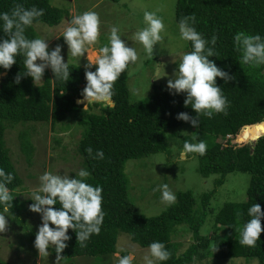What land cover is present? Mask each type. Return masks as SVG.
I'll list each match as a JSON object with an SVG mask.
<instances>
[{
    "label": "trees",
    "instance_id": "trees-1",
    "mask_svg": "<svg viewBox=\"0 0 264 264\" xmlns=\"http://www.w3.org/2000/svg\"><path fill=\"white\" fill-rule=\"evenodd\" d=\"M17 4L44 10L42 16L25 28L24 34L28 39L39 38L35 24L55 27L52 34L56 35L64 26L66 16L68 18V11L51 5L50 0H0V12H11ZM174 18L177 24L188 18L207 40L216 36L215 45H207L214 47L216 54L209 59L232 77L227 83L220 78L216 80L229 101L226 114L214 113L210 118L201 114L198 128L176 119L180 112L196 116L190 106L184 105V93L170 94L167 86L150 82L145 85L150 86L151 92L138 98L129 86V65L113 84L115 106L88 104L86 108L77 102L82 100L81 93L86 84L85 65L82 63L64 59L70 72L67 81L55 78L51 69L46 68L42 81L37 85L29 76H21L19 83L16 82L17 75L24 71L21 55H17L16 63L10 69L0 68V73L6 72L0 78V168L14 177L7 185L14 198L9 202V212L5 215L23 225L22 212L29 210L25 207V200L18 197L23 180L4 139L6 127L18 123H49L55 131L57 125L65 129L76 121V151L82 161L80 164L83 163L81 165L90 172L86 182L102 188L104 219L100 233L92 235L85 242L86 246L81 247L75 232L69 229L71 239L60 254L63 259L90 256L101 261L115 253L128 255L129 244L142 249L153 241H161L170 252V258L160 264H202L208 255L213 261L242 257L248 260L256 258L257 264H264V231L254 247L239 242L243 224L250 219L247 209L258 203L264 212V134L249 142L264 132L257 127V123L264 120V65L239 64L240 53L233 46V36L237 32L264 37V0H176ZM0 38L6 39L7 36L0 31ZM53 48L49 47V50ZM187 48L189 52L192 50L190 41ZM149 63L147 61L143 65ZM95 67L93 65L89 70L94 71ZM179 130L184 134L174 155H179L186 142L204 141L207 145L204 155L186 153V156H196L197 171L202 176L216 175L214 188L199 196L191 190H179L175 193V202L166 210L156 216H146L129 198L131 182L124 171L125 163L129 159L161 153L168 159L171 154L166 150L169 132L177 131V135H181ZM20 137L21 149L30 160L33 146L26 132H22ZM55 142L58 144L60 140L56 138ZM89 147L93 156L96 150H102L103 159L90 157L86 152ZM231 172L250 174L245 199L235 203L227 201L215 208L210 198L215 187L224 184L226 175ZM208 217L211 235L207 234V229L203 230ZM261 227L264 229V218L261 219ZM21 230L19 239L22 241V237H26L34 244L35 232L25 224ZM185 233L189 234L186 244L176 239ZM119 234H125L123 238L126 236L130 240L128 244L123 241L122 248L117 247ZM51 250L56 256L54 247ZM0 264L13 263L0 258Z\"/></svg>",
    "mask_w": 264,
    "mask_h": 264
},
{
    "label": "clouds",
    "instance_id": "clouds-1",
    "mask_svg": "<svg viewBox=\"0 0 264 264\" xmlns=\"http://www.w3.org/2000/svg\"><path fill=\"white\" fill-rule=\"evenodd\" d=\"M43 11L35 6L25 8L17 4L11 12H0V31L7 36L6 39L0 38V68L10 69L16 63L17 55L23 56L24 71L17 75V83L21 76H29L37 85V82L42 81L46 68H50L57 79L67 81L70 77L69 65L61 55L60 45L49 50L48 40L28 39L24 34L25 28L42 16ZM144 22L146 26L137 30L132 38L143 46L147 54L153 56L154 45L163 40L161 33L165 25L154 12L148 11L144 13ZM178 28L180 39L190 41L192 50L180 57L172 77L167 80V88L170 94L184 93V105L190 106L196 113L195 117H190L188 113L180 112L176 119L189 122L193 127L198 128L201 114L209 118L214 113L226 114L229 101L223 95L222 88L217 85L216 80L220 78L227 83L232 77L227 71L218 67L215 61L209 59L216 56L214 47L207 46L215 45L217 39L215 35L210 40L205 39L203 34L196 30L194 24L189 23L188 18L180 20ZM99 29L100 19L94 11H85L72 17L61 35L71 56H83L86 46L97 41ZM233 46L240 53L239 64L264 65V37L261 35L237 32L233 36ZM98 51L99 55L94 62L89 61L85 65L86 84L81 93L83 99L78 102L86 101V105L114 107L113 84L130 62L137 61V51L128 46L115 26L110 29L108 43ZM93 65L96 66L95 70H89ZM257 127L264 129V121L259 122ZM206 148L204 141L194 144L186 142L180 156L183 157L185 153L204 155ZM86 152L94 159L104 157L102 150H96L94 156L92 148H87ZM74 174V176L60 175L45 171L39 176L38 190L30 196L33 203L29 205V210L38 213L41 218L34 247L38 250L39 256H48V249L54 247L56 264L61 259L60 254L68 247L66 242L71 239L68 234L69 229L75 232L80 246L85 247V242L92 235L100 233L104 219L101 207L102 188L86 182V178L90 176L86 168H81ZM13 178L12 173H6L0 168V232L6 229L5 214L9 212V202L14 198L7 187ZM157 190L161 193L162 202L168 205L175 202L176 196L167 184H160L153 189V191ZM57 204L60 207L54 208L53 206ZM247 215L250 219L243 224L239 242L254 247L260 240L261 232L264 231L261 227L264 212L261 211L260 204L254 203L247 209ZM169 258L170 252L164 243L153 241L142 255V264H160ZM117 264H132V259L124 255L118 259Z\"/></svg>",
    "mask_w": 264,
    "mask_h": 264
},
{
    "label": "rangeland",
    "instance_id": "rangeland-1",
    "mask_svg": "<svg viewBox=\"0 0 264 264\" xmlns=\"http://www.w3.org/2000/svg\"><path fill=\"white\" fill-rule=\"evenodd\" d=\"M175 1L50 0L51 5L68 11V18L66 16L63 22L64 26L62 25L56 35L52 34V31L56 30L55 27H47L41 23L35 24L34 29L39 38L48 40L49 47L60 45L63 50H61V53L66 61H77L82 65H86L89 61L94 62L96 56L99 55V48L108 43L110 29L113 26L117 27L122 39H125L128 46L135 48L137 51V61L131 65L129 64V86L131 91L138 98H141L151 92L150 86L145 84L157 82L167 86V80L172 77L180 57L182 54L189 52L187 48L188 41L180 39L178 24L175 22ZM85 11H94L98 14L100 19L99 36L94 44L86 46L83 56L73 57L68 52V47L61 35L68 26L69 18L76 16L77 12L80 14ZM145 11L154 12L165 25L164 31L161 33L163 40L154 45L153 56L147 54L143 46L132 38L137 30L146 26L144 22ZM147 61H150L149 65L144 66L143 63ZM165 74L167 75L164 76ZM83 104V108H86V101ZM177 131L169 132L168 140H166V150L171 152L168 159H166L167 155L161 153L139 159H129L125 163L124 171L128 181L131 182L129 198L146 216L159 215L170 206L161 201L159 190L153 191L160 184H167L174 194L179 190H191L195 196L214 188L213 182L216 175L202 176L197 171L195 155L187 157L185 153L181 157V151H179V155L178 153L174 155L179 148L177 143L184 134L183 130H179L181 135H177ZM22 132L27 133V137L33 146L30 160H27V156L21 149L22 138L20 134ZM77 137L78 126L76 121L65 129L57 125L55 131H52L49 123L43 122L18 123L6 127L4 133L5 143L9 148L10 157L15 168L23 180L22 188L18 190V197L25 200L27 209L31 204L30 201H32L30 199L31 194L38 190L39 176L43 172L49 171L53 174H69L72 176L75 175L76 171L82 167L84 168L81 165L83 163L80 164L81 158L76 151L75 141ZM56 138L60 140V143L55 142ZM249 178L250 174L246 172L228 173L224 184L215 187L214 195L210 198L211 205L218 208L227 201L242 202L245 199ZM7 216L6 229L0 232L1 259L13 264H56V256L51 250L53 247L48 249V256H39L34 244L28 242L26 237H22V241L19 239V235L23 232L21 227L24 224L31 228L36 235L41 224L38 213L30 210L22 212V218L25 219L23 225L17 224ZM209 219L210 217L207 218L203 230L207 229V234L211 235L212 231L209 229L208 224ZM123 235L125 234H119L117 238L118 248H122L123 241L125 244L130 241L126 236L123 238ZM188 237L189 234L185 233L179 234L176 239L186 244ZM129 245L131 247L128 248L130 251H128V256L131 257L132 264H142V255L147 248H134V245ZM120 257V253H115L100 261L96 257L74 256L68 259L61 258L58 264H117ZM205 262L207 264H257V259L251 258L248 260L239 257L219 261L214 259L213 261V258L208 255ZM205 262L202 264H205Z\"/></svg>",
    "mask_w": 264,
    "mask_h": 264
},
{
    "label": "water",
    "instance_id": "water-1",
    "mask_svg": "<svg viewBox=\"0 0 264 264\" xmlns=\"http://www.w3.org/2000/svg\"><path fill=\"white\" fill-rule=\"evenodd\" d=\"M5 74H6V72H2V73H0V78H1V76L5 75ZM78 100H80V99H78ZM78 100H77V102H78ZM263 121H264V120H263ZM257 124H258V123H257ZM262 134H264V132L261 133V134H259V135H256V138H254V139H250L249 142L255 141V140L258 139Z\"/></svg>",
    "mask_w": 264,
    "mask_h": 264
}]
</instances>
